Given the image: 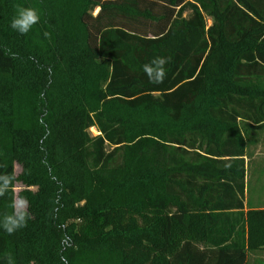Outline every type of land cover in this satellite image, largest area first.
<instances>
[{
	"label": "trees",
	"instance_id": "obj_1",
	"mask_svg": "<svg viewBox=\"0 0 264 264\" xmlns=\"http://www.w3.org/2000/svg\"><path fill=\"white\" fill-rule=\"evenodd\" d=\"M17 6L41 15L24 35ZM259 132L264 0H0V213L19 183L31 214L0 264H246Z\"/></svg>",
	"mask_w": 264,
	"mask_h": 264
},
{
	"label": "clouds",
	"instance_id": "obj_2",
	"mask_svg": "<svg viewBox=\"0 0 264 264\" xmlns=\"http://www.w3.org/2000/svg\"><path fill=\"white\" fill-rule=\"evenodd\" d=\"M40 19L41 15L37 8L17 6L9 26L24 35L38 24ZM169 60L170 58L166 56H155L142 66V72L150 83L159 85L164 82ZM14 181L15 176L12 174L0 175V197H5L9 193ZM8 207L11 211L0 213V230L11 235L27 226L31 214L28 211V201L23 197L11 199ZM8 264H13L12 257H8Z\"/></svg>",
	"mask_w": 264,
	"mask_h": 264
},
{
	"label": "rangeland",
	"instance_id": "obj_3",
	"mask_svg": "<svg viewBox=\"0 0 264 264\" xmlns=\"http://www.w3.org/2000/svg\"><path fill=\"white\" fill-rule=\"evenodd\" d=\"M96 11V10H95ZM94 135L96 130L90 129ZM261 141L254 151V148L248 147L249 158L246 164V179H245V200L249 204L256 202H264V132L259 133ZM15 174L20 170V166L16 163L14 165ZM22 189L19 183L15 184L14 192L15 198H19L17 193ZM246 264H264V250L248 252Z\"/></svg>",
	"mask_w": 264,
	"mask_h": 264
},
{
	"label": "crops",
	"instance_id": "obj_4",
	"mask_svg": "<svg viewBox=\"0 0 264 264\" xmlns=\"http://www.w3.org/2000/svg\"><path fill=\"white\" fill-rule=\"evenodd\" d=\"M259 133H261V132H259ZM260 141H261V138L259 137V134H258L256 136V142H255V145H254V151L257 150V147H258ZM246 202H248V201L247 200L244 201L245 205H246ZM250 205L255 207V208H263L264 207V202H256L255 204H250Z\"/></svg>",
	"mask_w": 264,
	"mask_h": 264
}]
</instances>
